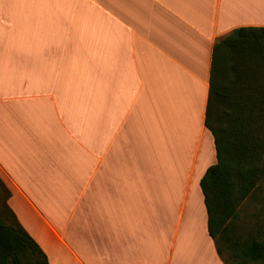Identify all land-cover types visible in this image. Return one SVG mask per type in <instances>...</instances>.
<instances>
[{
  "label": "crops",
  "instance_id": "1",
  "mask_svg": "<svg viewBox=\"0 0 264 264\" xmlns=\"http://www.w3.org/2000/svg\"><path fill=\"white\" fill-rule=\"evenodd\" d=\"M238 27L264 0H0V181L48 264H226L199 183Z\"/></svg>",
  "mask_w": 264,
  "mask_h": 264
},
{
  "label": "trees",
  "instance_id": "2",
  "mask_svg": "<svg viewBox=\"0 0 264 264\" xmlns=\"http://www.w3.org/2000/svg\"><path fill=\"white\" fill-rule=\"evenodd\" d=\"M263 70L264 27L234 28L213 45L204 124L213 136L216 161L205 170L199 184L207 231L216 244V236L222 235L239 204L264 179V144L250 127L254 122V109L248 108L250 94L233 90L237 73ZM245 81L250 83L248 78ZM254 83L259 90L260 83ZM0 187V264H48L46 254L8 206L10 193L1 181ZM234 257L238 260L226 264L263 261L264 243L252 241Z\"/></svg>",
  "mask_w": 264,
  "mask_h": 264
},
{
  "label": "rangeland",
  "instance_id": "3",
  "mask_svg": "<svg viewBox=\"0 0 264 264\" xmlns=\"http://www.w3.org/2000/svg\"><path fill=\"white\" fill-rule=\"evenodd\" d=\"M241 73L233 78V90L250 94L248 108L254 109V122L250 127L264 144V70L255 74ZM247 78L250 83H246ZM255 81L260 83L259 90ZM2 200L3 191L0 187V205ZM216 241L227 263L238 260L234 254L244 245L252 241L264 243V179L239 204L234 216L225 223L222 235L216 236ZM56 264H70V259L65 256L63 263ZM244 264H264V260L245 261Z\"/></svg>",
  "mask_w": 264,
  "mask_h": 264
}]
</instances>
